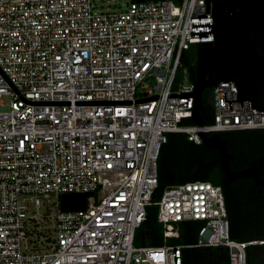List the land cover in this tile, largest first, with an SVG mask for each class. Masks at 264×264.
I'll use <instances>...</instances> for the list:
<instances>
[{
  "label": "built area",
  "instance_id": "built-area-1",
  "mask_svg": "<svg viewBox=\"0 0 264 264\" xmlns=\"http://www.w3.org/2000/svg\"><path fill=\"white\" fill-rule=\"evenodd\" d=\"M205 3L102 12L95 0H0V264H182L183 247L168 241L187 222L199 225L195 247H224L230 264L264 243L230 239L210 183L168 186L152 201L166 134L199 145L201 134L264 129V112L223 102L236 98L232 83L211 88L212 124H181L194 82L180 56L213 42L189 37L191 23L211 22ZM74 193L90 194L85 209L62 212L60 196ZM151 205L162 244L135 247Z\"/></svg>",
  "mask_w": 264,
  "mask_h": 264
},
{
  "label": "trees",
  "instance_id": "trees-1",
  "mask_svg": "<svg viewBox=\"0 0 264 264\" xmlns=\"http://www.w3.org/2000/svg\"><path fill=\"white\" fill-rule=\"evenodd\" d=\"M137 1V0H132ZM192 48L183 52L180 62L189 72V80L194 82L196 52ZM180 81V71L176 75ZM211 89L201 96L198 114L205 125L213 122V108L209 98ZM191 126L190 119L181 122ZM231 159V171H240L250 165L261 166L264 173V129L228 131L218 133ZM207 182L219 187L224 196V204L229 222L230 239L237 242H264V191L258 192L252 181L228 182L218 165L217 152L202 144H194L182 133L166 134V142L160 148L157 159V188L152 201L157 202L168 186ZM253 190V191H245ZM156 206L146 208V219L135 230V247H158L162 244V227L156 220ZM199 225L194 222L179 226V236L171 240L172 245L182 246V264H230L228 250L224 247H195ZM246 264H264V243L246 248Z\"/></svg>",
  "mask_w": 264,
  "mask_h": 264
},
{
  "label": "water",
  "instance_id": "water-1",
  "mask_svg": "<svg viewBox=\"0 0 264 264\" xmlns=\"http://www.w3.org/2000/svg\"><path fill=\"white\" fill-rule=\"evenodd\" d=\"M144 1V0H139ZM178 1V0H177ZM206 12L211 11V22L191 23L189 37L212 36L213 42L201 43L196 54L194 73V108L191 122L204 125L198 110L201 96L206 89L220 83H232L235 100H225L230 110L231 102H248L251 110L264 112V0H206ZM202 145L217 152L218 165L228 182L252 179L264 190L261 166H250L231 171V159L225 144L217 133L201 134ZM90 194L74 193L60 196L62 212L85 209Z\"/></svg>",
  "mask_w": 264,
  "mask_h": 264
},
{
  "label": "rangeland",
  "instance_id": "rangeland-1",
  "mask_svg": "<svg viewBox=\"0 0 264 264\" xmlns=\"http://www.w3.org/2000/svg\"><path fill=\"white\" fill-rule=\"evenodd\" d=\"M132 0H95L97 10L102 12H118L124 10ZM185 83L183 80L181 81ZM8 99L3 98V104H8ZM173 243L168 241V244Z\"/></svg>",
  "mask_w": 264,
  "mask_h": 264
},
{
  "label": "flooded vegetation",
  "instance_id": "flooded-vegetation-1",
  "mask_svg": "<svg viewBox=\"0 0 264 264\" xmlns=\"http://www.w3.org/2000/svg\"><path fill=\"white\" fill-rule=\"evenodd\" d=\"M250 166H254V164H252V165H250ZM250 166H249V167H250ZM262 173H263V171H262ZM263 174H264V173H263ZM241 180H244L245 182H250V181L253 182L252 179H241ZM235 181H237V180H235ZM239 181H240V180H239ZM231 182H234V181H231ZM253 183H254V182H253ZM254 186H255L254 188H258V192H259V193H263V191H264L263 189H261L260 187H257L255 184H254ZM245 191L247 192V191H253V190H245Z\"/></svg>",
  "mask_w": 264,
  "mask_h": 264
}]
</instances>
